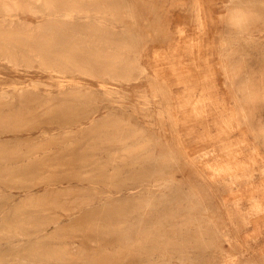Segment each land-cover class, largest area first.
<instances>
[{"label": "rangeland", "instance_id": "rangeland-1", "mask_svg": "<svg viewBox=\"0 0 264 264\" xmlns=\"http://www.w3.org/2000/svg\"><path fill=\"white\" fill-rule=\"evenodd\" d=\"M49 1L0 12V264H264V0Z\"/></svg>", "mask_w": 264, "mask_h": 264}, {"label": "bare ground", "instance_id": "bare-ground-1", "mask_svg": "<svg viewBox=\"0 0 264 264\" xmlns=\"http://www.w3.org/2000/svg\"><path fill=\"white\" fill-rule=\"evenodd\" d=\"M121 2H125V0H120ZM37 2H39L40 3V7H48V6H52V3L49 1V0H10L9 2H7V0H0V9H1V14L3 13V15L5 16V13L7 14L9 11H11V10H13V11H16L17 9H20L21 11L23 10V11H31V12H38V11H41L40 9H38V7H37V5H36V3ZM131 4V3H130ZM128 5V4H127ZM131 9V8H130ZM22 11V12H23ZM53 11H55V9L53 10ZM72 11H70L69 13H71ZM134 12V11H133ZM43 13V15H45V13L44 12H42ZM73 13V12H72ZM71 18V17H70ZM131 19H132V16L130 17ZM134 19V18H133ZM61 20V19H60ZM128 20V19H127ZM5 21V18H3V19H1L0 20V38H4L5 36H3V35H10V30H8L6 27H5V25L3 24V22ZM10 22V21H9ZM54 22H56V21H54ZM11 23V22H10ZM56 23H58V22H56ZM60 23V25H61V22H59ZM62 23H65V22H62ZM134 23V22H133ZM134 26V25H133ZM57 27H58V25H57ZM60 28V27H59ZM61 29H63V27L61 28ZM196 29V28H195ZM66 30L67 29H65V32H66ZM69 30V29H68ZM70 31V30H69ZM93 31V30H92ZM99 30H97V31H95L96 33L98 32ZM9 32V33H8ZM62 32V31H61ZM64 32V33H65ZM68 32V31H67ZM110 32V31H109ZM106 33V32H105ZM108 33V32H107ZM183 33V32H182ZM125 34V33H124ZM62 35V34H61ZM129 35V34H128ZM56 38V37H55ZM20 39V38H19ZM22 40V39H21ZM0 41H2V40H0ZM51 41V40H50ZM33 42V41H32ZM58 42H61V41H58ZM19 44V43H18ZM53 44V43H52ZM87 44V43H86ZM89 44V43H88ZM98 45H99V43H97ZM5 44H3V43H0V49L2 50V51H4L3 53H5L7 56H9V57H14V54H12V53H10L8 50H6L7 48L4 46ZM31 45V44H30ZM54 45H56V44H54ZM95 45V44H94ZM93 45V46H94ZM59 46V47H58ZM60 46L61 45H58L57 44V47H55V48H60ZM85 46V45H84ZM84 46H82V47H80L79 46V48L80 49H84L85 47ZM86 46H89V45H86ZM21 47H23V46H21ZM64 46H62V48H63ZM76 47H78V46H76ZM95 47V46H94ZM104 47V46H103ZM61 48V49H62ZM75 48V47H74ZM88 48H90V47H88ZM94 49H96L95 51H97V48H94ZM55 50H57V49H55ZM60 50V49H59ZM84 50H86V49H84ZM83 50V51H84ZM92 50V49H91ZM99 50V49H98ZM106 50H107V48H106ZM76 51V50H75ZM89 51H90V49H89ZM62 53H63V50L61 51ZM101 52V51H100ZM98 53H99V51H98ZM57 55H58V53H57ZM120 55H122V54H120ZM25 56V55H24ZM51 56V55H50ZM49 56V57H50ZM123 56V55H122ZM61 57V56H60ZM86 57V56H85ZM54 58V57H53ZM122 58V57H121ZM129 58V57H128ZM12 59V58H11ZM32 59V58H31ZM51 59H52V57H51ZM53 61H54V59H52ZM57 60L58 61H56V63L58 64L57 65V67H59V68H62L63 70H60V72H64V71H66L65 69L66 68H68L69 66H68V61H65V60H62L61 58H57ZM33 63H35L34 61H33ZM128 63V62H127ZM132 63V62H131ZM28 64V63H27ZM43 66H45V69L46 70H48V71H57V69H50V68H54V67H49L48 66V64L45 62V61H43L42 63H41ZM133 66V65H132ZM104 72V71H103ZM105 74V73H104ZM103 76H105V75H103ZM129 81V80H128ZM220 83V82H219ZM61 84V83H60ZM221 84V83H220ZM104 90V89H103ZM42 93V92H41ZM16 95V94H15ZM226 95H227V93H226ZM19 98V97H18ZM28 98H30V97H28ZM28 100V99H27ZM225 136V135H224ZM241 147V146H240ZM256 147V146H255ZM192 148V147H191ZM190 149V148H189ZM250 149V148H249ZM238 151V150H237ZM240 151V150H239ZM252 152V151H251ZM256 152V151H255ZM187 155V154H186ZM232 156H233V154H232ZM251 156V155H250ZM253 157V156H252ZM256 157V156H255ZM235 158V157H234ZM264 158V157H263ZM214 159V158H213ZM233 159V157L231 158V160ZM240 159V158H239ZM236 160V159H235ZM234 161V160H233ZM233 161H230L229 160V162H233ZM223 163V162H222ZM237 163V162H236ZM230 164V163H229ZM238 165H239V162H238ZM245 169V168H244ZM233 170V169H232ZM200 171V170H199ZM261 179V178H260ZM249 186H250V183H249ZM251 194V193H250ZM261 202V201H260Z\"/></svg>", "mask_w": 264, "mask_h": 264}]
</instances>
